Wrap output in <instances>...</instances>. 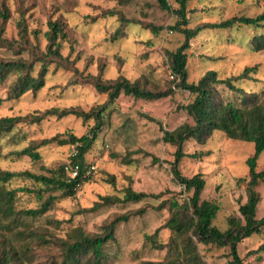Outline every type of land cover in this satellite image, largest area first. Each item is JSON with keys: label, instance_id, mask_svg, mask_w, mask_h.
<instances>
[{"label": "rangeland", "instance_id": "374dc122", "mask_svg": "<svg viewBox=\"0 0 264 264\" xmlns=\"http://www.w3.org/2000/svg\"><path fill=\"white\" fill-rule=\"evenodd\" d=\"M171 9H176L175 0H167ZM117 10L119 18L127 20L120 25L117 17L105 13ZM189 28L224 21L232 16L255 17L264 11V0H191L187 5ZM7 15L3 21L1 13ZM61 20L67 26L69 42L60 43V53L69 62L65 67L56 64L48 66L45 87L36 93L24 94L0 107V117L24 116L49 108L76 107L83 111L102 104L105 95H97L84 81L87 75L101 74L103 80L115 79L118 75L129 81L138 80L152 91L172 89L171 95L154 101L134 99L120 95L107 111L105 124L99 133L91 152L85 156L86 163L93 168L91 178L84 181L72 197H63L57 191L44 193L53 197L47 212L34 219L20 217L23 225L13 232H3L0 241L10 239L15 245H27L33 264H49L60 256L59 243L73 240L76 230L88 235H98L115 217L138 209L146 214L142 223L131 221L127 232L118 240L117 258L110 264H135L140 260H156L160 255L143 246L142 235L150 234L163 225L168 212L162 208L154 210L162 202L171 199L183 201L188 194L178 185L170 171L174 148L161 141L162 129L173 131L188 117L182 106L191 101L188 92L174 85L169 77L167 53L175 51L183 42V36L170 29L177 18L161 9L156 0H0L1 38L14 44V52L0 48V59L23 58L35 61L45 53L46 41L43 36L47 22ZM26 27V40L19 41L18 26ZM160 28L157 33L152 29ZM121 30L122 36L115 41L111 36ZM247 28H232L230 31H206L190 41L188 50V83H196L209 70L220 78L239 74L244 67L257 66V82H248L244 88L261 91L264 88V52L253 54L247 50L246 41L251 35ZM19 45L25 50L20 55ZM40 63H35V75ZM16 75H8L0 81V98ZM174 87V88H173ZM92 122L82 123L74 117L64 119L48 118L33 126H18L22 139L13 145L8 139H0V169L11 172L29 170L48 176L51 171L70 163L73 148L70 145H50L40 149L41 159L32 162L27 157L17 159L8 154L27 146L32 141L53 137L56 134L71 133L76 137L84 135ZM184 153H197L195 158L184 157L179 164L183 176L191 177L201 173L205 187L202 198L215 201L219 210L213 225L219 230L227 228L228 217L238 216V206L246 200L245 184L238 179L247 178L246 160L253 153L251 143L227 139L215 132L202 145L189 140ZM128 162V163H127ZM257 170H264V152L258 158ZM90 173L88 174V176ZM87 177V176H86ZM113 177V183L109 182ZM10 188H34L31 182L14 179ZM141 192L146 197L136 204L111 205L91 213H80L99 202L101 197H124L125 190ZM257 192L264 205V184ZM42 201L28 192L17 194V210L39 208ZM261 213L258 214L260 216ZM21 231V237L13 233ZM165 240L168 233L162 229ZM40 235L41 239H37ZM4 237H6L4 239ZM264 244V234L252 235L238 245L242 264H264V252L250 254ZM0 245V252L2 251ZM206 264H230L227 248L198 246Z\"/></svg>", "mask_w": 264, "mask_h": 264}, {"label": "trees", "instance_id": "16d2710c", "mask_svg": "<svg viewBox=\"0 0 264 264\" xmlns=\"http://www.w3.org/2000/svg\"><path fill=\"white\" fill-rule=\"evenodd\" d=\"M156 1L161 9L170 11L177 18L175 25L170 29L183 36L182 44L175 51L167 53V58L169 76L172 74L175 77L174 80L171 79L172 82L175 86L187 91L191 97V101L182 106L188 120L173 131L162 129L161 141L174 148L173 161L169 163L170 171L175 182L184 188L188 196L183 201L167 200L154 208L157 212L165 208L168 217L163 225L152 233H144L142 240L143 246L158 252L160 258L140 260L135 264H206L199 253V245L213 246L218 249L227 248L230 264H242L238 245L252 235L264 234V205H261L260 195L257 192L258 185L264 184V170H257L258 158L264 152V88L261 91L244 88L248 82H257L254 77L257 66L244 67L239 74L226 78H220L216 71L209 70L196 83H188L187 52L190 49V41L199 36L201 32L230 31L232 28L242 27L252 32L245 43L247 50L253 54L263 53L264 11L255 17L232 16L224 21L189 28L187 5L191 0H175L176 9H171L167 0ZM105 14L108 17H117L120 25L127 22L126 19L118 17L120 13L117 10H110ZM1 17L3 21H7V15L4 12L1 13ZM17 26L19 41L24 44L27 36L26 27L20 23ZM46 26L47 30L43 34L46 41L43 57L35 61H27L20 57L0 59V81L8 75H16L5 98H0V107L4 102H12L24 94L36 93L43 89L50 64L65 67V62H69L70 53L66 57L60 53V43L69 42L66 24L61 20H50ZM150 28L154 33L160 30V28ZM2 31L3 27L0 26V48L14 52V44L1 38ZM122 33L121 30H116L111 40H117ZM25 47L19 45L20 52L17 54L21 55ZM37 62L40 65L34 75L33 67ZM100 75L84 77V81L92 86L97 95L106 97L102 104L88 111L76 107L63 109L52 107L24 116L0 117V139H8L13 145H18L20 138L23 137L17 129L22 124L30 127L48 118L64 119L67 117H74L82 123L92 122V125L87 127L86 133L80 137L71 133L56 134L38 142L32 141L27 146L8 154L17 159L27 157L32 162H37L41 159L40 149L50 145L58 147L70 145L75 155H70L69 164H77L79 174L71 179L66 175L64 165L51 171L48 176L29 170L11 172L0 169V237L4 236V231L12 233L13 228L23 225L20 217L34 219L47 212L53 202V197L47 195L42 201L44 193L57 191L63 197H72L77 188L91 178L93 168L89 176H84L90 168L85 161V156L91 152L99 137L105 124L104 119L108 115L107 111L120 95L154 101L166 98L172 93V89L166 91L146 89L138 80L131 82L122 75L112 80H103ZM215 132L224 134L229 140L253 145V153L246 160L247 178L238 179V182L245 184L246 200L243 204H239L238 216L227 218V228L224 231L213 225L219 205L215 201L202 198L205 187L203 175L196 173L191 177H186L179 171V164L184 157L195 158L197 156V153L191 155L184 153L185 143L193 140L202 145ZM14 179L27 180L36 187L10 188L9 184ZM109 182L113 183V177H109ZM24 191L36 195L42 201L39 208L17 210V194ZM145 197L144 193L134 192L127 188L122 199L115 196H104L93 207L83 209L80 213H91L111 205L136 204ZM259 213H261L260 216H258ZM145 214L144 209H138L119 215L104 226L102 233L98 235H88L79 229L76 230L72 241L63 240L59 243L60 256L57 260L50 261L49 264H110L112 258L118 257L119 252L115 247L118 245V240L127 232L131 221L137 220L142 223ZM160 229L168 233L165 240L159 233ZM22 235L21 231L13 233L14 237ZM37 239H41L40 235ZM8 240L10 239L0 241L3 248L0 252V264L34 263L33 257L28 253L27 245H15ZM263 252L264 244H261L249 253L257 255Z\"/></svg>", "mask_w": 264, "mask_h": 264}, {"label": "built area", "instance_id": "2783aa9c", "mask_svg": "<svg viewBox=\"0 0 264 264\" xmlns=\"http://www.w3.org/2000/svg\"><path fill=\"white\" fill-rule=\"evenodd\" d=\"M169 77L172 80H174V78H175L172 74ZM71 155L74 156L75 151H72ZM64 170L66 172V175H68L71 179L76 178L79 174V166L77 164H72V165L68 164L64 167ZM89 173H90V169H88L85 172L84 176H87Z\"/></svg>", "mask_w": 264, "mask_h": 264}]
</instances>
